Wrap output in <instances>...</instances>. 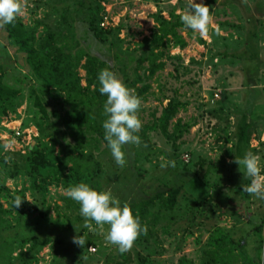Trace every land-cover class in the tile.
Instances as JSON below:
<instances>
[{
    "label": "trees",
    "instance_id": "1",
    "mask_svg": "<svg viewBox=\"0 0 264 264\" xmlns=\"http://www.w3.org/2000/svg\"><path fill=\"white\" fill-rule=\"evenodd\" d=\"M33 1L34 9H44V19L35 20L31 27L25 26L19 18L13 24L4 25L10 43L24 54L27 69L36 81L26 86L31 109L28 108L27 113L32 115L22 118L19 127L23 130L32 125L37 135L32 138V143L23 146V152H10V155H6L10 156L7 160L0 157V172L5 177L12 178L20 174L24 178L21 187L12 190L0 183V264H37V255L45 246L50 247L51 263H57L65 256L70 258L72 264H82L85 257L90 264H97L99 260L103 264H151L146 256L135 250L134 245L146 249L150 238L156 240L157 232L170 235L169 222L175 217L186 220L190 228L189 222L192 224L196 215L199 212L201 214L204 205L213 198V192L189 203L187 196L190 195L183 194V184L166 185L165 189L159 188L152 195L123 203L139 217L145 231L127 252L116 250L115 254L108 253L104 257L88 252V247L95 246V241L89 234L87 239L88 229L81 227L83 218L79 214V204L66 196H60L64 208H56V215L52 218L46 195L50 186L65 190L80 182L97 190L100 188L102 166L95 157L107 150L102 128L106 97L98 91L97 73L103 68L109 69L128 88L134 90L140 101H145L150 89L145 80L162 70L167 59L178 58L169 53L171 49L182 50L187 46L182 32L188 39L195 33L182 24L180 15L175 14L174 9L168 12L167 18L158 12L153 15L154 31L137 44L140 55L136 58L129 55L128 61L116 45V42H122L118 36L122 25H100L104 19V0ZM226 26L232 30L226 37L219 38L217 30L211 32L214 38L225 41V47H229V44L232 46L231 53L223 51L219 56L228 55L247 61L246 50L252 49V43L247 40L238 43L232 39L234 33L241 37L244 28L241 24L218 23L219 29ZM249 36L252 40L261 38L257 33ZM196 40L204 44L201 38ZM91 45L104 48L111 62L93 53ZM239 48L243 49L242 53L238 52ZM80 70L84 72L83 76L79 74ZM82 80L84 85L81 84ZM19 93V88L4 81V70L0 65V129L3 131L6 129L1 125V119L16 113L22 101L18 100ZM50 99L58 107L49 110ZM180 107V102L168 99L152 125L143 129L158 130L162 136L175 142L191 126L177 119L168 131ZM250 127L243 122L238 129L234 153L239 157L249 148ZM0 149H3L1 142ZM15 153L19 156V162L13 161L11 157ZM229 165L236 167L233 161ZM206 173L207 170L203 176H199L197 170L187 172L207 192L214 188L216 190V183H209ZM243 182L248 184L249 179ZM243 182L231 190L241 200H247L248 194L242 191L246 185ZM17 196L22 197V202L19 207H13V200ZM27 198L31 201H27ZM180 198L185 201L183 204L179 202ZM163 218L167 219L168 225L160 223L156 230L159 220ZM254 227V231L260 228L258 224H254ZM82 234L86 243L81 248L72 239ZM246 250L243 239L233 241L227 231L217 227L207 236L202 255H208L210 264H235L237 256L240 264H260L259 255L250 256ZM201 264L208 263L203 261Z\"/></svg>",
    "mask_w": 264,
    "mask_h": 264
},
{
    "label": "rangeland",
    "instance_id": "2",
    "mask_svg": "<svg viewBox=\"0 0 264 264\" xmlns=\"http://www.w3.org/2000/svg\"><path fill=\"white\" fill-rule=\"evenodd\" d=\"M196 2L209 8L207 33H195L188 39L182 32L187 46L182 50L171 49L169 53L178 58L167 59L162 70L145 80L150 89L146 100L140 101L137 111L141 128L136 134L140 143L122 146L125 154L122 166L115 163L108 148L101 156L95 157L102 166L99 190L111 192L121 204L152 195L159 188L165 189L166 185L183 184V194L190 195L187 196L189 203L213 192V198L204 205L201 214L199 212L196 215L192 224L189 222L190 228L186 220L175 217L169 222L170 235L157 232L156 240L150 238L146 249L134 245L135 250L146 256L151 264H201L203 261L210 264L208 255H202V250L207 236L217 227L227 231L233 241L243 239L246 253L250 256L258 254L260 264H264V200L250 194L248 201L241 200L231 189L241 186L248 178L242 166L239 169L237 164L236 167L229 165L243 157L234 153V142L244 122L251 127L249 148L243 151V155L251 152L260 158L261 175L264 177V0ZM20 4L21 12L17 18L25 26L31 27L35 20L45 18L44 9H34L33 0H20ZM102 6L108 24L122 25L118 35L122 42H116V45L128 61L129 55L131 58L140 55L137 44L154 31V14L160 12L167 18L172 9L179 15L188 11L187 0H104ZM219 22L241 24L244 28L241 37L234 33L232 39L238 43L243 40L252 43V49L246 50L247 61L228 55L219 56L223 51L226 54L232 52V46L229 44V47H225V41L219 39L231 34L232 30L227 26L219 29ZM212 30L218 31L219 38H214ZM252 33H257L261 38L252 40L249 36ZM196 38H201L204 44H200ZM91 49L96 55L111 62L104 48L91 45ZM238 52L242 53L243 49L239 48ZM0 65L4 70V81L20 89L18 100H22L16 113L1 119V125L6 130L0 129V142L3 144L0 157L7 160L10 158L7 154L23 152V146L37 135L32 125L24 130L19 127L22 118L32 115L27 113L30 104L26 86L36 81L27 69L24 54L10 43L4 25L0 26ZM79 74L83 76L84 72L80 70ZM81 84H85L83 80ZM168 99H175L182 105L170 122L168 131L177 119L191 125L175 142L162 136L158 130L143 129L152 125ZM55 103L50 99L48 109L58 107ZM18 127L22 133L25 132L23 135H27L25 138L16 136ZM11 157L13 161L20 160L17 153ZM169 161L173 166H168ZM195 170L199 176H203L207 170L208 181L216 183V190L214 188L207 192L205 187H200V182L192 180L187 172ZM23 181L20 174L10 178L0 172V183L11 190L20 188ZM60 196H65L63 189L48 187L46 202L52 218L56 215V208H64ZM27 201L30 202V198ZM179 202L183 204L185 201L180 198ZM159 224L168 225V221L166 218L159 220L156 230ZM254 224L260 226L259 230L254 231ZM106 230L107 226L93 232L87 230V239L89 234L95 241V246L88 247L91 255L104 257L108 253L115 254L116 246L108 244L104 239L103 232ZM37 257V264H72L70 258L65 256L59 262L51 263L49 246L41 248ZM82 264H90L89 259L85 257ZM97 264L103 263L99 260ZM235 264H240L238 256Z\"/></svg>",
    "mask_w": 264,
    "mask_h": 264
},
{
    "label": "clouds",
    "instance_id": "3",
    "mask_svg": "<svg viewBox=\"0 0 264 264\" xmlns=\"http://www.w3.org/2000/svg\"><path fill=\"white\" fill-rule=\"evenodd\" d=\"M187 8L188 11L180 15V21L194 33L205 35L210 22L209 8L196 0H187ZM20 12V0H0V26L13 24ZM96 79L99 93L106 97L103 103V138L115 163L122 166L125 162L122 146L140 143L139 136L135 134L141 128V121L137 116L140 98L107 68L101 69ZM235 163L238 168L242 166L244 175L249 179L242 191L264 200L260 158L247 152L242 158L235 159ZM168 166H173V163L169 161ZM64 195L79 204V214L83 218L81 227L93 232L107 226L106 232H103L104 239L108 244L116 246L120 253L127 252L145 231L139 217L109 191L97 190L80 182L65 189ZM21 202L22 197L17 196L12 206L19 207ZM72 242L82 248L86 239L82 234L73 237Z\"/></svg>",
    "mask_w": 264,
    "mask_h": 264
},
{
    "label": "built area",
    "instance_id": "4",
    "mask_svg": "<svg viewBox=\"0 0 264 264\" xmlns=\"http://www.w3.org/2000/svg\"><path fill=\"white\" fill-rule=\"evenodd\" d=\"M102 27H105V26H107V25H109L108 24V22L106 21V19H105V17H104V19H103V21L101 22V24H100ZM24 130V129H23ZM16 136H23V138H25V136H27L26 134L25 135H23V133H25V132H23L22 133V131L20 130V128L18 127V129L16 130ZM22 134V135H21ZM23 141H24V139H23ZM28 143V142H27ZM26 143V144H27Z\"/></svg>",
    "mask_w": 264,
    "mask_h": 264
}]
</instances>
